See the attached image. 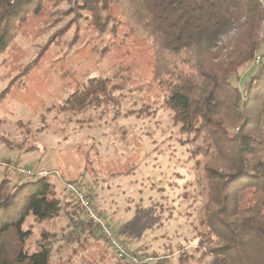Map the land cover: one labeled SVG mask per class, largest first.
Returning <instances> with one entry per match:
<instances>
[{
  "label": "trees",
  "instance_id": "1",
  "mask_svg": "<svg viewBox=\"0 0 264 264\" xmlns=\"http://www.w3.org/2000/svg\"><path fill=\"white\" fill-rule=\"evenodd\" d=\"M45 1L0 0V56L29 16L42 10ZM53 1L59 5L50 20L54 30L41 45L36 61H41L45 52L69 33L70 41H75L83 22L100 33L108 28L115 30L117 20L111 7L119 0ZM123 1L128 8L126 14H119L124 25L129 30L141 26L151 40L152 82L160 88L173 122L184 135L182 142L187 145L183 162L187 170L174 175L182 182L178 197L186 203L181 215L188 217L198 211L192 225L197 239L191 252L183 250L178 255L177 264L202 261L207 256L208 264H264V51L258 54L264 1ZM257 55L259 64L254 65ZM250 64L253 73L240 86L236 79ZM128 74L89 75L55 109L83 115L111 103L119 115L122 101L138 89ZM17 77L0 91V99ZM156 107L155 100L143 101L123 114L138 118L156 113ZM1 129L2 119L0 145L8 150L28 152L37 148L27 144L30 128L23 129L26 136L21 140H13ZM69 194L67 200L60 199L46 174L11 182L6 168L0 172V264H52L51 239L55 232L41 229L37 247L30 249L27 245L33 222L57 218L62 213L71 227L66 238L76 234L99 236L108 246L94 222L84 218L74 194ZM88 195L93 203V194ZM173 207L166 203L161 211L166 208L167 215L172 216ZM95 209L116 226L103 210ZM114 228L130 251L129 236L123 229ZM172 251L130 253L139 258L138 264H148L144 258L154 259V264H172L168 256ZM110 253L111 262L88 264H134L117 258L111 249Z\"/></svg>",
  "mask_w": 264,
  "mask_h": 264
},
{
  "label": "rangeland",
  "instance_id": "2",
  "mask_svg": "<svg viewBox=\"0 0 264 264\" xmlns=\"http://www.w3.org/2000/svg\"><path fill=\"white\" fill-rule=\"evenodd\" d=\"M58 7L53 0H46L42 10L29 16L0 56V91L18 76L11 90L0 99L1 132L21 140L26 136L23 129L30 128L27 144L37 146L24 152L0 145V172L5 168L1 162L15 163L36 173L22 175L16 169H6L11 182L43 172L54 182L57 196L63 201L70 197L69 184L83 183L93 194L94 207L103 210L116 222L113 227L123 229L129 236L130 251L165 254L171 248L168 256L172 264H177L178 255L183 250L191 252L195 246L197 237L192 225L198 211L188 217L180 213L186 203L178 197L182 182L176 181L174 174L187 170L183 166L187 145L182 142L184 135L173 122L160 88L152 82L151 40L141 26L129 30L124 25L119 14H126L128 8L125 1L119 0L117 6L111 7L117 20L114 31L108 28L100 33L83 22L75 41H70L69 33L59 44L52 45L41 61H36L41 45L54 30L50 20ZM261 38L259 55L264 51V22ZM251 64L240 71L236 79L240 86L253 73ZM127 71L138 89L122 101L119 115L111 103L89 109L83 115L55 109L85 77H116ZM152 100L157 105L154 114L138 118L123 114ZM19 123L22 126H17ZM71 179L76 180L70 182ZM166 203L174 206L172 216L167 215L166 208L161 211ZM33 224L27 245L30 249L37 247L41 229L55 232L51 239L52 264L112 261L109 244L99 236L76 234L66 238L71 227L64 213ZM209 259L207 256L187 264H208ZM143 260L154 264V259Z\"/></svg>",
  "mask_w": 264,
  "mask_h": 264
},
{
  "label": "built area",
  "instance_id": "3",
  "mask_svg": "<svg viewBox=\"0 0 264 264\" xmlns=\"http://www.w3.org/2000/svg\"><path fill=\"white\" fill-rule=\"evenodd\" d=\"M260 57L257 55L253 60L254 65L259 64ZM6 169H16L22 175H35V172H32L30 169L20 167L15 163H7L1 162ZM38 175L43 174V172L37 173ZM69 192L74 194L76 200L79 203V207L81 208L82 214L84 218L92 220L94 224L97 226L98 231L105 238L107 243L109 244L111 250L114 255L120 259L131 260L132 263H137V257L132 255L130 251H128L123 242L118 238L116 231L112 224L108 222L105 217L96 212V209L89 198V191L83 183H74L68 185Z\"/></svg>",
  "mask_w": 264,
  "mask_h": 264
}]
</instances>
